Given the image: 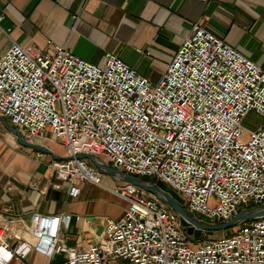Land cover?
Instances as JSON below:
<instances>
[{
    "label": "built area",
    "instance_id": "1",
    "mask_svg": "<svg viewBox=\"0 0 264 264\" xmlns=\"http://www.w3.org/2000/svg\"><path fill=\"white\" fill-rule=\"evenodd\" d=\"M250 111L264 119V68L201 25L156 82L109 51L95 64L57 43L46 52L12 42L0 55V116L28 138L49 128L63 146L46 164L52 187L76 198L80 182L103 186L126 207L80 248L60 237L69 214L38 212L26 223L3 205L0 264L30 251L63 253V264H264V214L192 243L172 208L130 182L104 186L98 168L80 156L160 180L196 220L225 222L264 204V122L243 137Z\"/></svg>",
    "mask_w": 264,
    "mask_h": 264
},
{
    "label": "crops",
    "instance_id": "2",
    "mask_svg": "<svg viewBox=\"0 0 264 264\" xmlns=\"http://www.w3.org/2000/svg\"><path fill=\"white\" fill-rule=\"evenodd\" d=\"M0 13V55L12 42L36 45L46 52L57 43L101 64L109 51L156 82L197 24L264 68V0H0ZM12 128L0 116V208L11 206L14 216L26 223L38 212L69 214L60 228L61 239L80 248L94 244L105 219L118 217L126 201L88 182L79 183L76 198L67 196L65 186L52 187L55 179L46 164L62 155L48 143L58 141L49 128L33 138L22 133L19 137ZM101 179L106 187L123 182L110 172L102 173ZM64 260L63 253L47 257L30 251L7 264H63ZM109 264L133 263L112 259Z\"/></svg>",
    "mask_w": 264,
    "mask_h": 264
},
{
    "label": "water",
    "instance_id": "3",
    "mask_svg": "<svg viewBox=\"0 0 264 264\" xmlns=\"http://www.w3.org/2000/svg\"><path fill=\"white\" fill-rule=\"evenodd\" d=\"M12 130H14L19 137L21 136L20 132L16 128H12ZM35 147L44 149L41 145H37V144H35ZM80 156L90 160L96 167L104 169L114 174L117 179L130 182L152 193L161 202L168 205L178 214L180 225H182L185 228L188 234H192L194 237H198L201 233V230L210 231L214 229H226L229 226L238 223L240 221L248 220L255 216L264 214V204L255 205L241 209L231 219L225 222L218 224H206L196 220L191 214H189L182 205L183 198L160 180H156L152 182L149 180H145L140 176H134L122 172L118 169L112 168L107 163L103 162L100 158L90 154L81 153ZM58 158L59 157H57V159Z\"/></svg>",
    "mask_w": 264,
    "mask_h": 264
},
{
    "label": "rangeland",
    "instance_id": "4",
    "mask_svg": "<svg viewBox=\"0 0 264 264\" xmlns=\"http://www.w3.org/2000/svg\"><path fill=\"white\" fill-rule=\"evenodd\" d=\"M263 122H264V119L261 116L255 114L254 112H251V111L248 112L242 121V124L245 128L243 137H246L247 130L254 129L255 127H258ZM48 144L51 147H53L60 155L63 154L64 149H63V146L59 142L52 141V142H49ZM98 170L101 173V177H102V173H108L104 169H98ZM138 176H140V175H138ZM140 177H142V176H140ZM145 177L149 178V181L152 179V182H154L152 177H149L146 175H145ZM118 182H121V181H118ZM220 223H222V222H220ZM216 224H218V223H216ZM230 231L231 230L228 227L226 229H214V230H210V231L209 230H201V233L198 237H194L192 234H188V233L187 234H188V237L192 243H198V242L203 241V240H205L211 236L216 237V236L220 235L222 232H230Z\"/></svg>",
    "mask_w": 264,
    "mask_h": 264
},
{
    "label": "trees",
    "instance_id": "5",
    "mask_svg": "<svg viewBox=\"0 0 264 264\" xmlns=\"http://www.w3.org/2000/svg\"><path fill=\"white\" fill-rule=\"evenodd\" d=\"M142 178H144L145 180H149V178H147V177H145V176H142ZM150 181H151V180H150ZM237 226H238V223H235V224L229 226V228H230V230H232V229L236 228Z\"/></svg>",
    "mask_w": 264,
    "mask_h": 264
}]
</instances>
